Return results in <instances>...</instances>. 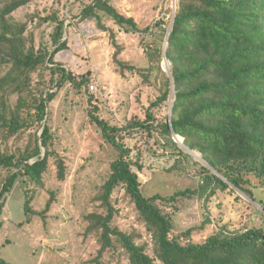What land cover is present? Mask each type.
Here are the masks:
<instances>
[{
    "label": "trees",
    "instance_id": "16d2710c",
    "mask_svg": "<svg viewBox=\"0 0 264 264\" xmlns=\"http://www.w3.org/2000/svg\"><path fill=\"white\" fill-rule=\"evenodd\" d=\"M31 1L0 0V67L5 70L0 72V169L7 172L0 183V217L7 195L20 179L43 184L54 153L48 111L58 93L54 89L69 82L83 93L91 83L90 72L77 75L55 61V55L68 45L63 40L64 18L56 13L42 18L56 22L52 32V42L57 45L54 51L43 44L36 47L33 33L25 35L27 25L12 18L14 11ZM104 14L126 32L149 36L143 39L144 54L150 62L145 81L152 79L159 95L147 107L145 119L133 118L124 126L100 117L97 105L89 110L91 123L117 152L98 197L104 210L85 217L87 233L98 235L100 247L95 264H103L104 256L116 244L124 248L129 264H264V226L231 229L225 224L205 241L196 243L191 240L193 227L174 233L178 206L173 204L189 193L209 200L218 190L242 199L239 189L258 202L264 218V199L255 192L257 188L264 191V0H179L173 18L168 22L161 18L146 27L121 13L109 0H93L82 16L96 18L99 27L111 33L115 61L123 67L118 57L121 47L114 29L102 22ZM164 58L171 62L170 72L162 67ZM34 73L39 78L47 77L35 86ZM174 92L171 121L169 115L159 119L154 109L165 103L171 107ZM14 95L18 97L12 105ZM44 120L42 135L38 130L30 132L29 143L23 149L9 153L2 148V138L28 131ZM134 129L163 136L164 146L183 159L191 154L174 133L184 138L189 149L200 152L208 165L200 163L199 188L171 196L146 195L134 168L142 169L143 165L132 158V148L124 142L126 132ZM58 165L62 179L63 160L59 159ZM119 187L135 205L151 245L143 241L142 232L123 231L114 225L117 208L113 194ZM50 205L51 201L47 207ZM25 210L28 215L29 202ZM2 226L0 221V235ZM0 264L12 263L0 257Z\"/></svg>",
    "mask_w": 264,
    "mask_h": 264
},
{
    "label": "rangeland",
    "instance_id": "374dc122",
    "mask_svg": "<svg viewBox=\"0 0 264 264\" xmlns=\"http://www.w3.org/2000/svg\"><path fill=\"white\" fill-rule=\"evenodd\" d=\"M109 1L121 13L134 17L141 27H146L161 18L167 22L173 18L179 0ZM92 2L32 0L12 13L14 20L27 25L25 35L33 33L36 47L47 45L51 51L57 46L52 42L56 22L42 18L53 13L64 18L63 40H67L68 45L55 55V61L77 75L91 74V83L83 93L77 92L69 82L54 89L58 93L48 107L54 153L44 173L43 184L22 178L6 197L4 213L0 217L3 222L0 257L12 264H95L100 247L98 235L87 233L85 217L94 211L104 210L98 197L117 152L103 138L100 129L91 123L89 110L93 104L97 105L100 117L111 124L124 126L133 118L145 119L147 107L159 95L157 85L151 83L152 79L145 81L150 62L144 54L146 46L143 39L149 36L126 32L108 15H103L102 22L114 29L121 47L118 56L124 63L121 67L115 61L116 47L111 33L100 28L96 18L82 16L84 8ZM169 8L174 10L173 13L167 12ZM168 65L164 58L163 69L166 70ZM3 71L0 67V72ZM33 76L35 86L38 80L47 77L39 78L36 73ZM17 97L13 96L12 105ZM170 108L165 103L154 110L159 119L165 120L170 115ZM43 123L2 138V148L9 153L23 149L29 143L30 132L38 130L42 135ZM126 133L124 142L132 148V158L140 160L143 165L142 169L134 168L140 174L146 195L160 193L171 196L177 191L199 188L198 172L201 164L207 163L200 152L193 150L196 152L193 154L185 149L191 157L183 159V156H176L172 153L174 151L166 148L163 136L156 132L149 135L146 131L134 129ZM179 158L181 162H177ZM59 159L65 164V177L62 179L59 177ZM6 173L0 169V183ZM236 190L242 199L224 190H218L209 200H205L206 196L200 198L192 193L178 197L173 202L178 206L174 214V233L180 234L193 227L191 240L199 243L225 224L231 229L264 226V218L260 214L263 208ZM255 192L258 198L264 199L261 188ZM49 201L51 205L47 207ZM27 202L30 206L28 215L25 210ZM113 202L117 208L114 225L123 231L142 232L143 241L151 245V237L123 187L116 189ZM103 264H129L124 248L116 244L104 256Z\"/></svg>",
    "mask_w": 264,
    "mask_h": 264
},
{
    "label": "water",
    "instance_id": "95a60500",
    "mask_svg": "<svg viewBox=\"0 0 264 264\" xmlns=\"http://www.w3.org/2000/svg\"><path fill=\"white\" fill-rule=\"evenodd\" d=\"M177 10V9H176ZM176 10H175V13H176ZM175 13H174V15H175ZM166 45H167V43H166ZM166 60L169 62V60L166 58ZM167 71H169L170 72V70H171V67H170V62H169V65H168V67L167 68H165ZM174 99H175V92L173 93V97H172V105H171V108H170V115H169V119H170V121H171V114H172V107H173V103H174ZM45 121L46 120H44V123H43V125L42 126H44L45 125ZM174 135H175V139L180 143V145H182L187 151H189V152H193L191 149H189L184 143H183V141H184V138H183V141H180L179 139H178V137H179V135L178 134H175L174 133ZM44 155H45V152H44ZM207 164V163H206ZM208 165V164H207Z\"/></svg>",
    "mask_w": 264,
    "mask_h": 264
},
{
    "label": "bare ground",
    "instance_id": "6f19581e",
    "mask_svg": "<svg viewBox=\"0 0 264 264\" xmlns=\"http://www.w3.org/2000/svg\"><path fill=\"white\" fill-rule=\"evenodd\" d=\"M180 138H182L181 136L178 137V139L180 140ZM193 154H196V152H192Z\"/></svg>",
    "mask_w": 264,
    "mask_h": 264
}]
</instances>
